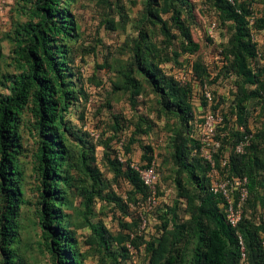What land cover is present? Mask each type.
Instances as JSON below:
<instances>
[{
    "label": "rangeland",
    "instance_id": "obj_1",
    "mask_svg": "<svg viewBox=\"0 0 264 264\" xmlns=\"http://www.w3.org/2000/svg\"><path fill=\"white\" fill-rule=\"evenodd\" d=\"M67 1L77 33L69 44L67 56L76 98L65 119L69 127L66 137L69 149L82 164L72 169L74 181L67 188L66 202L61 207L66 215L65 224L77 241L82 264H148L145 244L161 236L167 209L176 207L182 223L191 219L199 204L196 197L200 190L191 182L187 169L190 164L196 165V161L188 154L184 163L178 164L174 158L177 145L185 143L189 151L196 126L209 113L219 112L228 117L230 127L235 130L239 124L231 111L243 96V88L249 92L256 87L243 85L231 72L226 54L235 33L233 22L223 23L210 0H186L184 6L178 4L184 8L182 19L192 40L200 45L195 54L182 52L184 39L172 27L171 15H162L175 35L171 43L166 41L159 25L152 26L146 21V0ZM247 2L252 4L258 18V28L253 29L261 54L254 63L257 71L264 67V28H261L264 26V0ZM28 5L27 0H0V98L9 93L7 85L1 81L2 76L14 72L9 35L17 23L27 21L22 9ZM142 31L150 34L146 43L149 53L164 75L193 88L192 116L189 115L188 124H182L179 116L166 109L162 93L154 89L146 72L138 69L137 45ZM197 62L206 72L201 78L195 74ZM129 72L142 87L141 94L133 102V90L126 84L125 75ZM205 85L214 97L210 104L203 95ZM245 105L250 111L247 127L257 141V155L264 159V98H248ZM34 123L30 110H25L20 125L22 142L20 175L17 176L22 203L17 219V241L12 248L17 263L53 264L39 224L44 185L37 169L39 144ZM92 133H97L99 138H94ZM121 140L130 150L128 154L125 151L127 160L133 163L147 164L143 157L147 147L152 149L149 156L156 160L160 176L157 205L150 207L141 196L130 197L132 185L114 170V153ZM230 151L228 147L224 154ZM258 175L257 195L247 212L257 222L264 216V187L260 185L264 171L261 169ZM93 191L101 195H96L92 206L87 208L85 195ZM186 194L196 198L191 209ZM136 198L139 204H135ZM91 226L102 230L106 244L101 245ZM261 236L264 239V234ZM129 237L136 242V255L128 254L123 258V248L128 249ZM194 241L190 237L186 243L185 239L180 247L186 243L193 249ZM2 257L0 251V264Z\"/></svg>",
    "mask_w": 264,
    "mask_h": 264
},
{
    "label": "trees",
    "instance_id": "obj_2",
    "mask_svg": "<svg viewBox=\"0 0 264 264\" xmlns=\"http://www.w3.org/2000/svg\"><path fill=\"white\" fill-rule=\"evenodd\" d=\"M29 5L23 7L26 22L17 23L9 35L12 45L13 73L2 76L1 81L7 85L9 93L0 98V251L2 264L17 263L13 245L17 241L18 222L21 210V191L17 176L20 175L19 154L22 134L21 119L25 110H30L35 120L34 126L38 139L36 153L37 169L43 176L44 190L41 191V210L39 224L46 247L51 254L53 264H82L76 239L65 224L66 215L61 207L66 202L67 188L72 186L74 176L72 169L79 168L82 162L76 159L67 145L66 133L69 127L65 119L70 106L76 98L75 89L70 78L69 44L76 38V24L69 11L67 0H27ZM219 13L223 23L233 22L235 33L230 42L228 54L229 68L243 85L255 86L256 90L245 91L236 106L232 116L238 120L237 128L232 130L227 118L217 129L218 152L215 154L217 170L222 178L246 177L248 179L249 198L246 209L238 227H232L226 219V200L221 194L211 192V166L200 154V142L195 137L190 138L191 148L185 143L177 145L175 161L184 163L185 156L196 161L187 169L191 173V182L196 184L200 195L199 204L193 210L191 219L182 222L178 219L177 208L171 207L164 213L161 236L146 243L145 250L149 257L148 264H238L240 260L239 237H242L248 256V264H264V216L256 218L248 215V206L257 195L258 173L264 171V159L260 158L257 141L247 127L250 111L246 107L248 98H264V67L254 70V63L261 54L257 40L254 41L253 29H257L258 18L252 4L247 0H210ZM186 0H146V21L152 26H160V31L171 43L175 35L162 15H171L172 27L183 37L182 52L195 54L200 45L195 43L189 34V28L182 19ZM189 7V5H188ZM251 19L254 23L251 24ZM111 29H114L111 23ZM261 28H264L262 26ZM149 31V30H148ZM148 31L140 32L137 45V65L139 71L146 72L155 90L162 93V103L167 110L179 116L181 123L189 122L192 116L190 104L193 88L190 84L182 85L174 77H166L163 70L150 55L147 42L150 39ZM227 53V52H226ZM195 74L201 78L204 67L200 62L194 65ZM206 73V72H204ZM126 76L127 87L133 90L132 101L141 94V84L129 72ZM243 87V86H242ZM206 101V100H205ZM207 102V101H206ZM135 103V102H134ZM208 103V102H207ZM223 116V115H222ZM192 128V127H191ZM192 134V130L190 131ZM246 136H252L251 145L245 154H236L235 148ZM134 143V142H132ZM125 145V142H124ZM231 148L229 164L221 165L226 148ZM126 154L130 152L124 146ZM150 147L146 148L144 160L149 165L153 161ZM114 170L124 175L133 187L130 197L141 196L148 204L149 189L141 181L139 175L131 169V161L125 165L119 163L115 151ZM84 164V163H83ZM142 165V166H145ZM126 168L125 171H122ZM264 187V177L260 182ZM159 190V186H158ZM96 195L93 191L86 193V206L90 208ZM133 195V196H132ZM160 196V190H159ZM187 203L194 207L195 199L186 194ZM116 200V199H115ZM118 200V199H117ZM116 200V201H117ZM138 198L135 204H139ZM264 208V198L262 199ZM122 206V205H119ZM101 245L106 244L101 229L91 226ZM193 238L194 248L186 246ZM185 245L181 248L180 245ZM135 249L134 239H127ZM190 244V243H189ZM123 258L129 251L123 248Z\"/></svg>",
    "mask_w": 264,
    "mask_h": 264
},
{
    "label": "built area",
    "instance_id": "obj_3",
    "mask_svg": "<svg viewBox=\"0 0 264 264\" xmlns=\"http://www.w3.org/2000/svg\"><path fill=\"white\" fill-rule=\"evenodd\" d=\"M231 3H234L233 0H228ZM254 23V19H251V24ZM254 41L257 40L256 36L253 37ZM203 95L205 100L210 104L214 101L213 94L210 90L207 89L205 85L203 88ZM224 118L221 113H209L204 117V122L202 125L197 126V140L200 142L199 154L201 158L211 166L209 176L211 178V192L215 194H221L226 200L225 212L226 219L228 223L236 228L241 222L246 204L249 198V189H248V179L246 177H226L222 178L219 171L216 167L215 154L218 152L219 143L217 141V129L223 123ZM92 136L96 139L99 138L97 133H92ZM252 136H246L235 148L233 152L236 154H245L246 150L251 145ZM124 140L118 142V147H116V156L119 163L125 165L127 163V158L125 155L124 149ZM232 150L230 151V153ZM228 153L225 157L221 159L222 167H225L229 164V155ZM131 169L136 172L141 181L149 189V198L148 205L153 207L157 205L160 196H159V182L160 176L158 171V164L155 159L149 164L142 166L138 163L131 162ZM242 237H239L240 245V260L238 264H248V256L246 252L245 244L243 243ZM264 246V239L261 243ZM129 255L134 257L136 255L135 247L129 243L127 245Z\"/></svg>",
    "mask_w": 264,
    "mask_h": 264
}]
</instances>
